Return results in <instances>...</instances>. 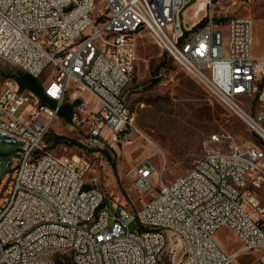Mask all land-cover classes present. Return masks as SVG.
<instances>
[{
	"label": "built area",
	"instance_id": "built-area-1",
	"mask_svg": "<svg viewBox=\"0 0 264 264\" xmlns=\"http://www.w3.org/2000/svg\"><path fill=\"white\" fill-rule=\"evenodd\" d=\"M96 1L0 0V59L35 79L53 66L41 84L52 106L13 77L0 82V136L20 143L0 179V264H162L166 249L170 264H240L241 254L264 264V146L206 153L159 180L138 210L108 202L86 179L94 164L83 150L56 156L42 148L67 93L77 100L69 122L89 142L112 145L136 130L125 97L141 30L264 138V57L252 53L249 15L216 19L206 0L204 13L184 23L197 0H101L95 10ZM155 172L149 158L136 165L132 188L147 194ZM221 227L236 236L238 250L216 239Z\"/></svg>",
	"mask_w": 264,
	"mask_h": 264
},
{
	"label": "rangeland",
	"instance_id": "rangeland-1",
	"mask_svg": "<svg viewBox=\"0 0 264 264\" xmlns=\"http://www.w3.org/2000/svg\"><path fill=\"white\" fill-rule=\"evenodd\" d=\"M192 5L182 15L184 23L193 18L195 6ZM101 6V0H97L95 10ZM210 8L213 16L222 21L235 15H249L253 20L252 53L255 57H264V0H211ZM203 13L204 10L198 16ZM135 45L136 63L125 101L134 116L136 130L121 133L112 145L100 139L89 142L78 128L58 116L42 148L56 156L73 155L83 150L94 164V171L89 172L86 179L105 192L108 202L138 210L145 201L152 199L159 180L174 179L190 168L195 159L211 151H229L238 145L264 146V140L180 68L150 32H138ZM52 70L53 66L49 65L36 79L40 85L50 77ZM16 71L20 70L0 59V82L7 76L15 78ZM68 94L64 102L72 103ZM253 105V110L259 107L258 102ZM213 135L219 139H212ZM19 147V142H6L0 136V179L9 170L12 158L18 155ZM148 158L156 172L150 176L151 190L141 195L132 188L128 174ZM163 164L165 170L161 173ZM130 229H137L136 222L130 223ZM215 237L228 251L240 248L238 239L227 227L219 228ZM167 252L168 249L162 255V264H170ZM179 257L178 251L175 260ZM252 259V255L241 254L239 261L248 264Z\"/></svg>",
	"mask_w": 264,
	"mask_h": 264
},
{
	"label": "trees",
	"instance_id": "trees-1",
	"mask_svg": "<svg viewBox=\"0 0 264 264\" xmlns=\"http://www.w3.org/2000/svg\"><path fill=\"white\" fill-rule=\"evenodd\" d=\"M200 26V24H196V27ZM15 79L17 80L18 84H19V88L21 90H30L32 92L35 93V95L38 96L39 101L41 103H46L49 105H53V102L50 101L43 93L42 91V87L40 85V83H38V81L31 77L30 75L24 73V72H20V71H16L15 74ZM77 102V100L72 101V103L69 102H64L61 106V109L58 113V116H60L61 118H63L65 121H69L70 120V114L72 111V107L75 105V103ZM60 137V136H58Z\"/></svg>",
	"mask_w": 264,
	"mask_h": 264
},
{
	"label": "bare ground",
	"instance_id": "bare-ground-1",
	"mask_svg": "<svg viewBox=\"0 0 264 264\" xmlns=\"http://www.w3.org/2000/svg\"><path fill=\"white\" fill-rule=\"evenodd\" d=\"M204 3H205V0H197V2L193 4V6H195L192 11L193 16H197L201 12V10L203 9ZM177 62H185V55H177ZM262 139L264 140V138ZM252 192H253V185H246L245 193H252Z\"/></svg>",
	"mask_w": 264,
	"mask_h": 264
},
{
	"label": "water",
	"instance_id": "water-1",
	"mask_svg": "<svg viewBox=\"0 0 264 264\" xmlns=\"http://www.w3.org/2000/svg\"><path fill=\"white\" fill-rule=\"evenodd\" d=\"M4 141H6V142H13V140L8 139V138H5Z\"/></svg>",
	"mask_w": 264,
	"mask_h": 264
},
{
	"label": "crops",
	"instance_id": "crops-1",
	"mask_svg": "<svg viewBox=\"0 0 264 264\" xmlns=\"http://www.w3.org/2000/svg\"><path fill=\"white\" fill-rule=\"evenodd\" d=\"M192 6H193V5H192ZM192 6H191V7H192ZM189 9H190V7H188V8L186 9V11H185V12L187 13V12L189 11Z\"/></svg>",
	"mask_w": 264,
	"mask_h": 264
}]
</instances>
